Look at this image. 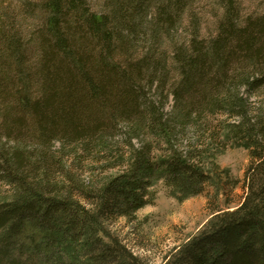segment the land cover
Returning <instances> with one entry per match:
<instances>
[{
    "label": "trees",
    "instance_id": "16d2710c",
    "mask_svg": "<svg viewBox=\"0 0 264 264\" xmlns=\"http://www.w3.org/2000/svg\"><path fill=\"white\" fill-rule=\"evenodd\" d=\"M189 1L0 8V264H146L110 223L134 220L158 183L178 201L219 195L228 147L249 157L242 195L162 264H264V12L218 0L215 31L189 17L181 40Z\"/></svg>",
    "mask_w": 264,
    "mask_h": 264
},
{
    "label": "rangeland",
    "instance_id": "374dc122",
    "mask_svg": "<svg viewBox=\"0 0 264 264\" xmlns=\"http://www.w3.org/2000/svg\"><path fill=\"white\" fill-rule=\"evenodd\" d=\"M24 1L26 0H0V8L5 15L7 13L12 17L16 8ZM100 2L101 0H91L94 8L100 7ZM239 6L243 13L264 12V0H240ZM221 14L222 8L218 0H190L186 12L176 23L177 32L173 31V34L181 40L188 38L193 30L189 19L192 17L198 22L196 25L199 35L208 37L215 31L216 20ZM140 44L141 48L145 47L143 43ZM162 46L168 47L166 40ZM148 97L154 98L153 91H150ZM171 103L169 98L165 103L166 110L170 109ZM193 137L194 132L189 129L186 139L193 140ZM248 161L246 150L228 147L216 156L219 173L223 175V170L228 169L230 174L229 181L223 180V189L219 195L213 185H207L202 193L178 201L169 195L162 183H158L153 188V202L137 211L134 220L120 217L111 222L110 227L146 264H162L164 255L197 232L212 209L223 205L225 197L237 200L242 195V178ZM234 181H238L237 185L231 186ZM0 190L4 188L0 186Z\"/></svg>",
    "mask_w": 264,
    "mask_h": 264
}]
</instances>
